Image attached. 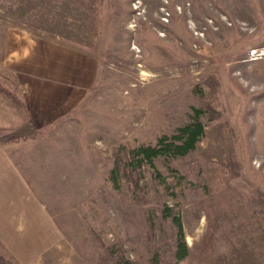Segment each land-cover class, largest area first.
<instances>
[{
  "label": "rangeland",
  "instance_id": "rangeland-1",
  "mask_svg": "<svg viewBox=\"0 0 264 264\" xmlns=\"http://www.w3.org/2000/svg\"><path fill=\"white\" fill-rule=\"evenodd\" d=\"M11 29L97 62L71 112L17 139ZM0 88V258L264 264V0H0ZM193 122L183 157L112 175L117 154L181 144Z\"/></svg>",
  "mask_w": 264,
  "mask_h": 264
},
{
  "label": "crops",
  "instance_id": "crops-1",
  "mask_svg": "<svg viewBox=\"0 0 264 264\" xmlns=\"http://www.w3.org/2000/svg\"><path fill=\"white\" fill-rule=\"evenodd\" d=\"M2 66L17 77V94L25 110L15 139L71 112L92 89L97 73L93 57L17 29L5 33ZM1 152L5 157L7 153Z\"/></svg>",
  "mask_w": 264,
  "mask_h": 264
},
{
  "label": "trees",
  "instance_id": "trees-1",
  "mask_svg": "<svg viewBox=\"0 0 264 264\" xmlns=\"http://www.w3.org/2000/svg\"><path fill=\"white\" fill-rule=\"evenodd\" d=\"M0 92L7 97L11 96L2 88H0ZM11 98L14 99L13 96ZM178 132L179 136L174 139L179 140L181 144L177 145L172 142L166 143L165 138H160L156 147L140 146L136 150H129L126 154H124L126 160H124L125 158L120 154H117L113 165L112 175H117L122 172L123 176H126V173L132 172V168L129 170L128 167H133V169H135L138 166L137 164H141L143 162L152 165L153 159L161 156L167 155L173 158L183 157L194 149L196 143L202 135V126L197 122H193L184 126V128L180 129ZM121 149L123 150V148ZM175 221H177V259L182 260L186 255L187 248L184 243L182 226L179 223V220ZM0 264L10 263L3 258H0Z\"/></svg>",
  "mask_w": 264,
  "mask_h": 264
}]
</instances>
